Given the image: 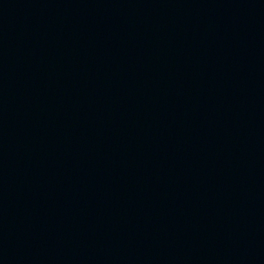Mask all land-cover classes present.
<instances>
[{"label":"water","instance_id":"water-1","mask_svg":"<svg viewBox=\"0 0 264 264\" xmlns=\"http://www.w3.org/2000/svg\"><path fill=\"white\" fill-rule=\"evenodd\" d=\"M0 179L79 264H264V0H0Z\"/></svg>","mask_w":264,"mask_h":264}]
</instances>
